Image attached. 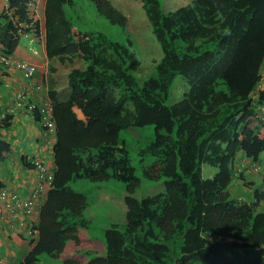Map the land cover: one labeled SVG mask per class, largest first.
<instances>
[{"label":"trees","instance_id":"1","mask_svg":"<svg viewBox=\"0 0 264 264\" xmlns=\"http://www.w3.org/2000/svg\"><path fill=\"white\" fill-rule=\"evenodd\" d=\"M73 1L0 0L3 54L38 71L46 63L48 72L70 69L64 78L69 92L65 85L48 89L53 180L32 228L36 242L19 264H40L42 254L62 264H264V174L258 165L264 135L251 125L254 118L264 121V108H257L264 106L258 89L264 0H193L174 11H163L160 0H143L163 55L142 84L132 74L138 60L125 47L101 32L72 31L63 7ZM90 1L125 24L108 2ZM24 36L37 45L34 53L19 51ZM77 59L82 67L74 66ZM177 75L188 90L167 106ZM145 126L153 138L140 154L154 162L141 175L150 182L162 178L164 190L138 197L137 170L119 135ZM202 162L216 168L213 177L202 178ZM250 168L256 179L246 178ZM111 178L124 184L111 201L124 219L110 224L104 246H97L88 236L87 199L68 183Z\"/></svg>","mask_w":264,"mask_h":264},{"label":"rangeland","instance_id":"2","mask_svg":"<svg viewBox=\"0 0 264 264\" xmlns=\"http://www.w3.org/2000/svg\"><path fill=\"white\" fill-rule=\"evenodd\" d=\"M108 2L115 10L122 14L126 22L121 25L113 21L112 17L102 13L95 2L90 0H74L72 5L63 7L64 14L71 20L72 31L74 32H101L109 40L116 41L131 52L138 60V69L133 72L138 84H142L151 75H154L156 65L162 58V49L160 43L152 33V24L144 10L143 0H104ZM160 8L163 11H174L191 5L193 0H160ZM19 51L27 54L35 52L37 45L28 36L21 38ZM74 66L82 67L79 59L75 60ZM68 65H62L57 70L55 81L58 85H65L66 70ZM66 86V85H65ZM63 87V86H62ZM65 93L69 92L68 87ZM188 90V84L181 75H177L171 85L168 98L165 105L170 106L179 101ZM258 120V121H257ZM264 122V121H263ZM257 118L253 119L252 126L262 127L263 124ZM262 132V131H261ZM264 132V131H263ZM119 138L124 142L131 163L137 170L139 178V187L135 190V196L144 194L152 195L164 190L163 179L157 182H150L142 177L141 170L143 166L154 162L151 155H141L140 150L145 147L153 138L151 126L143 128H124L121 129ZM241 159V155L239 156ZM260 170L264 174V152L260 155ZM247 161H242V166ZM258 170V169H257ZM216 173V168L208 162L201 164L202 178H211ZM235 181H238L234 178ZM94 182L87 179H73L68 183L70 188L78 193L85 195L88 206L84 211V216L89 220L88 236L94 238L97 246L104 244V231L112 223H122L119 218L124 219L122 213L118 212L111 201L120 197L124 192V184L113 178L107 182ZM238 188L244 189L242 184L238 183ZM251 190V189H249ZM112 198L110 201L109 199ZM121 221V222H119ZM104 246V245H103ZM40 264H62L57 257L42 254L39 257Z\"/></svg>","mask_w":264,"mask_h":264},{"label":"crops","instance_id":"3","mask_svg":"<svg viewBox=\"0 0 264 264\" xmlns=\"http://www.w3.org/2000/svg\"><path fill=\"white\" fill-rule=\"evenodd\" d=\"M262 68L259 91L264 90V66ZM56 75L57 69L48 72L46 63L44 70L37 72L35 77L37 81L42 79L43 89L41 92L29 89L28 102H36L48 96L49 86L57 90L59 85L55 81ZM26 83L18 71L0 66V110L10 106L14 94L25 87ZM63 97L65 96L59 95L60 99ZM7 117L5 124L0 123V186L27 195L37 182V174L30 161L40 158L48 168L53 169V150L45 144L41 126L35 116L24 107L17 106ZM259 131H264V122ZM247 172V179L257 178L251 168ZM235 184L233 182L230 185L234 187ZM229 190H232L231 187ZM36 223V215L13 216L5 211L0 212V264L22 262L25 254L36 242L37 234L30 232Z\"/></svg>","mask_w":264,"mask_h":264},{"label":"built area","instance_id":"4","mask_svg":"<svg viewBox=\"0 0 264 264\" xmlns=\"http://www.w3.org/2000/svg\"><path fill=\"white\" fill-rule=\"evenodd\" d=\"M0 65L11 70L18 71L21 78L25 80H33L31 86L38 90L41 82L33 79L35 76V68L26 61L19 59L10 54L0 53ZM27 97L26 88H22L16 93V104L20 105ZM30 110H36L39 115L40 123L44 127V135L47 137L46 144H53L51 136L55 133V124L52 117V104L49 100H43L41 103H30L27 106ZM3 114H0L2 117ZM37 170L38 181L34 188L27 195H20L17 192L0 189V212H7L10 215L25 214L27 216L36 215L42 205L43 197L51 185L52 173L48 172L44 164L39 160H33ZM37 234L35 229L30 231Z\"/></svg>","mask_w":264,"mask_h":264},{"label":"clouds","instance_id":"5","mask_svg":"<svg viewBox=\"0 0 264 264\" xmlns=\"http://www.w3.org/2000/svg\"><path fill=\"white\" fill-rule=\"evenodd\" d=\"M0 53H2V52L0 51ZM2 54H3V53H2ZM10 55H13V56L19 58L18 56L14 55V54H10ZM19 59H21V58H19ZM26 62H27V61H26ZM27 63H28V62H27ZM29 64H30V63H29ZM0 66H1V65H0ZM263 66H264V65H263ZM263 66H262V67H263ZM2 67H3V66H2ZM4 68H6V67H4ZM34 68H35V67H34ZM8 69H9V68H8ZM10 70H11V69H10ZM67 70H70V69L68 68ZM67 70H66V71H67ZM37 72H41V71H38V70H36V68H35V76H33V79H35V77H36V75H37ZM35 80H36V79H35ZM26 81H27L26 86L23 87V88H26V92H27L26 100H25V101H22V102L20 103V105H17V104H16V98H15L16 93H17L19 90H21L22 88L19 89V90L14 94L13 102L10 104V106L7 107V108H4L3 110H0V114H3V116L0 117V123H3L4 121H8V117H7V115H8L9 112H12V111L14 110V108H16L17 106H19V107H24L28 112L32 113V114L35 116V118L37 119L38 123H39L40 126H41V129H42V132H43V135H44V127H43L42 124L40 123L39 115L37 114L36 110H30V109L27 108V106H28L30 103H31V104H32V103L37 104V103H41L43 100H49L50 102H51V100L49 99L48 96H46L45 98H43V99H41V100H39V101H36V102H28V91H29V89L34 90V91H36V90L31 86L33 80H26ZM39 81L42 82V79L40 78ZM51 104H52V102H51ZM257 108L262 109V108H264V106L258 104V105H257ZM263 114H264V113H263ZM52 117H53V112H52ZM263 118H264V115H263ZM53 121H54V120H53ZM252 122H253V121H252ZM254 126H256V125H254ZM259 132H260V131H259ZM260 133H262V134L264 135L263 132H260ZM44 138H45V144H46L47 137L44 135ZM51 138H52V140H53V144H52V145H51V144H46V145H49V146L52 148L51 150H53V146H54V143H55V133H54L53 136H51ZM35 159H39L43 164H44V162H43L40 158H33V159L30 161L31 165L33 166V168H34V170L36 171V174H37V170H36L35 165H34V163H33V160H35ZM44 166L46 167V169L48 170V172L52 173V180H53V170L50 169V168H48L45 164H44ZM52 180H51V184H52ZM37 181H38V175H37ZM36 183H37V182H36ZM35 185H36V184H35ZM50 186H51V185H50ZM50 186L48 187V189H47V191H46V193H45V196L43 197V202H44V200H45V197H46V194H47L48 190L50 189ZM34 187H35V186H34ZM34 187H33V188H34ZM0 189H5V190H7V191L16 192V191H13V190H8V189H6V188H4V187H0ZM30 191H31V190H30ZM17 193H18V192H17ZM43 202H42V204H43ZM41 206H42V205H41Z\"/></svg>","mask_w":264,"mask_h":264}]
</instances>
